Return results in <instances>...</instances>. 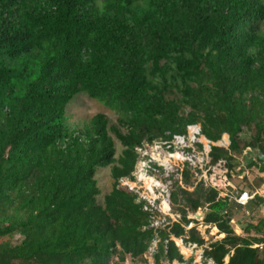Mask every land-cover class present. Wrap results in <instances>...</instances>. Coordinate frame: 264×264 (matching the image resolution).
Segmentation results:
<instances>
[{"label": "trees", "instance_id": "obj_1", "mask_svg": "<svg viewBox=\"0 0 264 264\" xmlns=\"http://www.w3.org/2000/svg\"><path fill=\"white\" fill-rule=\"evenodd\" d=\"M82 93L114 119L72 125ZM193 123L213 141L230 135L213 163L235 169L250 148L249 167L264 173L254 156L264 153V0H0V238L19 235L0 245V264L148 262L149 214L120 179L138 145ZM101 167L113 179L102 200ZM173 200L184 224L208 204L205 222L224 234L206 251L216 264H264V214L238 207L252 218L240 235L228 221L236 202L214 188L176 186ZM159 233L157 264L184 259L173 240L166 248L171 234L204 243L178 223Z\"/></svg>", "mask_w": 264, "mask_h": 264}, {"label": "built area", "instance_id": "obj_2", "mask_svg": "<svg viewBox=\"0 0 264 264\" xmlns=\"http://www.w3.org/2000/svg\"><path fill=\"white\" fill-rule=\"evenodd\" d=\"M188 111L186 108L185 112ZM215 146L229 150L230 135L224 133L220 139L213 141L203 134L199 123H193L187 126L184 134L168 132L135 148L137 156L135 167L131 175L120 179V186L134 195L136 200L142 203L143 210L149 214V221L144 229H152L154 237L145 253L148 260L145 264H157L155 255L161 241L159 231L161 229L169 231L177 223L182 224L186 230L193 228L198 230L204 238V243H187V235L171 234L170 238L165 240L166 248L173 240L184 255V259H163L160 264H216L215 260L206 254L210 244L217 240V238L213 240L211 235L219 233L216 226L205 222V216L209 211L208 204L198 207L195 211H188L189 222L184 224L179 205L173 200L176 186L189 191H193L199 184L214 188L219 197L235 201L244 208L247 215L251 213L247 208L250 202L258 196L264 198V187L250 189L238 185V182L244 184L250 179L254 169L249 167L245 159L250 148L244 150L239 158V165L231 169L224 159L212 162L211 152ZM211 228L216 232H210ZM126 264L139 263L128 258Z\"/></svg>", "mask_w": 264, "mask_h": 264}, {"label": "rangeland", "instance_id": "obj_3", "mask_svg": "<svg viewBox=\"0 0 264 264\" xmlns=\"http://www.w3.org/2000/svg\"><path fill=\"white\" fill-rule=\"evenodd\" d=\"M98 112L107 113L111 119H114L115 117L114 111L106 108L101 102L95 99H92L88 95L82 93L78 95L71 104H69V107H68L69 122L72 125H75V124L83 125L87 121H89L93 115H95ZM117 146H118L117 154H119L121 152V147L119 143ZM252 173H253V175L251 176L252 179H247L244 184H241V186H245V187L252 186L251 189L262 188L263 186L256 187L259 181V178H260L259 171L255 169ZM97 178L102 188V194L100 196V199L102 200L104 195L109 193V191L112 188L113 179L111 177L110 167H101L97 172ZM240 217L243 221V224L252 219L250 216L243 217V214H241ZM209 231L212 232L214 230L211 228V230ZM214 232H216V230ZM215 234L214 235L210 234L213 240H215L217 237L220 236L218 232L216 235ZM18 240H19L18 234L14 236L0 238V245L1 246L13 245L17 243ZM128 258L129 260H131V257L127 256L126 263L128 262ZM142 264H145V263H142Z\"/></svg>", "mask_w": 264, "mask_h": 264}, {"label": "crops", "instance_id": "obj_4", "mask_svg": "<svg viewBox=\"0 0 264 264\" xmlns=\"http://www.w3.org/2000/svg\"><path fill=\"white\" fill-rule=\"evenodd\" d=\"M253 169V168H252ZM255 169H257V168H254L253 169V171L255 170ZM258 170V169H257ZM259 171V170H258ZM259 174H260V177L262 176V177H264V173H262V172H260L259 171ZM253 175V173L251 174V176ZM250 179H252L251 177H250ZM238 182V181H237ZM242 183H240V182H238V185H241ZM262 186L264 187V184H262ZM235 202V201H234ZM254 205H255V200H252L251 202H250V204L247 206V208H248V210H250V212H254L253 210L255 209V212L258 214H264V203L261 205V206H259V207H257V208H254ZM238 207H240V205H238L237 203H236V206H235V208H233L234 210H233V217L230 219L231 220V222H233V224H234V229H235V231H236V233L237 234H240V235H242L243 234V221H242V219H241V217H240V213L239 214H236V212H237V210H238ZM242 209H244L243 207H242ZM220 236L219 237H217L218 239H221L223 236H224V234H219Z\"/></svg>", "mask_w": 264, "mask_h": 264}, {"label": "water", "instance_id": "obj_5", "mask_svg": "<svg viewBox=\"0 0 264 264\" xmlns=\"http://www.w3.org/2000/svg\"><path fill=\"white\" fill-rule=\"evenodd\" d=\"M254 156L259 157L261 160L264 161V153L259 150L254 152ZM228 221H230V218L228 219Z\"/></svg>", "mask_w": 264, "mask_h": 264}]
</instances>
